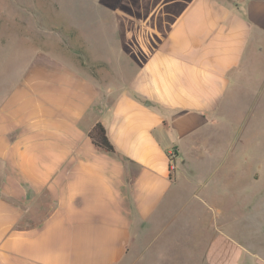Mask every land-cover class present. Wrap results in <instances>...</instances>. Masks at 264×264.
I'll return each instance as SVG.
<instances>
[{
    "label": "crops",
    "instance_id": "1",
    "mask_svg": "<svg viewBox=\"0 0 264 264\" xmlns=\"http://www.w3.org/2000/svg\"><path fill=\"white\" fill-rule=\"evenodd\" d=\"M262 32L264 0H187L142 59L95 55L115 83L56 55L28 60L0 102V264L129 261L134 228L156 227L170 163L224 117L229 74ZM95 123L115 154L91 143Z\"/></svg>",
    "mask_w": 264,
    "mask_h": 264
},
{
    "label": "rangeland",
    "instance_id": "2",
    "mask_svg": "<svg viewBox=\"0 0 264 264\" xmlns=\"http://www.w3.org/2000/svg\"><path fill=\"white\" fill-rule=\"evenodd\" d=\"M171 1L0 0V102L37 54L115 83L117 73L96 56L118 50L142 59L138 51L159 43L157 31L170 29L187 0L174 10ZM124 12L154 27L117 15ZM229 75L224 117L173 162V186L152 217L156 227L134 228L124 264H264V32L251 38Z\"/></svg>",
    "mask_w": 264,
    "mask_h": 264
},
{
    "label": "trees",
    "instance_id": "3",
    "mask_svg": "<svg viewBox=\"0 0 264 264\" xmlns=\"http://www.w3.org/2000/svg\"><path fill=\"white\" fill-rule=\"evenodd\" d=\"M88 137L91 140L93 146L108 154H115L114 146L110 143L105 128L101 123H95L87 133ZM172 151L175 153V149L173 148Z\"/></svg>",
    "mask_w": 264,
    "mask_h": 264
},
{
    "label": "built area",
    "instance_id": "4",
    "mask_svg": "<svg viewBox=\"0 0 264 264\" xmlns=\"http://www.w3.org/2000/svg\"><path fill=\"white\" fill-rule=\"evenodd\" d=\"M170 172H172L175 169V165L173 164V161L169 165Z\"/></svg>",
    "mask_w": 264,
    "mask_h": 264
}]
</instances>
